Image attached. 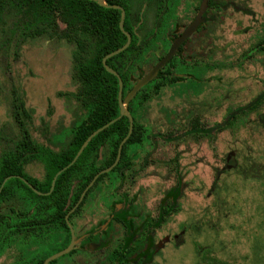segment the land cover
<instances>
[{
  "label": "rangeland",
  "instance_id": "obj_1",
  "mask_svg": "<svg viewBox=\"0 0 264 264\" xmlns=\"http://www.w3.org/2000/svg\"><path fill=\"white\" fill-rule=\"evenodd\" d=\"M216 1L225 5L213 10L196 40L199 56L210 65L208 82L198 95H177L166 87L161 98L152 100L145 124L157 136L156 147L146 142L139 149L137 175L122 189L130 195L140 192L155 211L169 189L183 183L179 209L164 232L177 233L180 224L186 232L168 243L153 264H264V101L210 135L185 134L193 119L212 127L264 91V51L252 50L264 39V0ZM8 57L0 52V127L12 122L10 100L18 88L35 110L36 140L48 144L45 125L54 132L56 121L64 128L52 141L68 138L72 122L85 114L76 99L59 96L76 90L72 46L42 39ZM26 168L33 176L43 175L40 162Z\"/></svg>",
  "mask_w": 264,
  "mask_h": 264
},
{
  "label": "trees",
  "instance_id": "obj_2",
  "mask_svg": "<svg viewBox=\"0 0 264 264\" xmlns=\"http://www.w3.org/2000/svg\"><path fill=\"white\" fill-rule=\"evenodd\" d=\"M105 1L126 9L125 30L133 35L128 48L108 59V64L122 76L125 99L136 82L134 76L136 73L139 75L145 61V39L142 31L134 33L135 24L130 21L132 11L127 0ZM121 14L120 9L105 7L92 0H0V52L5 50L10 59L11 55L18 56L25 45L42 39L59 40L71 45L72 81L76 90L60 92L59 96L69 95L76 99L80 109L88 114L84 123L76 126L66 146L57 151L51 147L47 125L44 134L49 143L42 144L36 140L34 131L38 127L35 125V110L28 105L25 91L22 93L18 88L12 90L13 119L7 124L9 126L0 127V187L7 176L21 175L44 193L38 195L18 177L8 179L0 193V248L19 243L23 249L31 247L32 244L25 243L45 238L49 232L47 225L53 222L66 224L64 203L72 190L73 179L81 178L79 191L83 190L97 171L103 168L87 166L95 149L101 143H108V164H111L119 144L128 134V117H119V80L103 64L105 55L127 41L120 28ZM164 85L165 81L159 80L153 91L158 93ZM148 88H142L131 101V111L135 100L141 103L150 100L152 93ZM116 118L88 142L71 166L58 175L50 192L55 175L73 161L88 136ZM228 122L229 119L213 129H220ZM141 128L135 123L134 132L124 146L123 159L128 160L127 144L141 140ZM36 161L43 165L42 179L27 171L26 167Z\"/></svg>",
  "mask_w": 264,
  "mask_h": 264
},
{
  "label": "flooded vegetation",
  "instance_id": "obj_3",
  "mask_svg": "<svg viewBox=\"0 0 264 264\" xmlns=\"http://www.w3.org/2000/svg\"><path fill=\"white\" fill-rule=\"evenodd\" d=\"M202 2L203 0H127L128 7L132 11L130 21L135 24L134 33L139 34L142 31L141 34L145 39L147 49L145 61L139 70V75L136 73L134 76V80H136L134 85L169 53L175 39L181 36L187 26L197 18ZM224 5V3H219L216 0L207 1L203 14L204 21L201 25L181 43L177 52L142 87H149L148 90L152 93L150 100L144 103L135 100L132 104V111L130 110L129 105L141 88L126 104L133 118L134 126L135 123L142 126L141 140L127 144L128 160L123 159V149L133 134L134 128L122 147L119 160L117 159L121 143L114 161L108 164L110 162V145L104 142L101 143L99 148L95 149L94 154L87 162V166L91 168L103 166L96 174L114 165L110 171L98 176L93 184L89 186L96 176L95 174L81 191H79L81 178L73 179L72 190L64 203L66 224L53 222L47 225L46 228L49 232L45 238L25 243L26 245L32 244L31 247L23 249L20 243L10 247H1L0 264H45L50 256L68 247L73 239L76 244L71 251L50 260L47 264H153L158 257L163 256L168 243L173 240L175 242L184 235L186 228H182L181 224L177 233L174 232L170 235L164 232L169 217L179 209L180 198L184 193L183 183L180 182L178 185L171 187L168 195L163 197L155 211L141 200L140 192L137 191L130 195L122 189L126 181H134L137 175L135 166L139 158V149L146 142H150L153 149L156 147L157 142L155 139L157 136H154L145 124L152 100L161 98L166 87L174 88L177 95L186 92H193L198 95L208 82L205 72L210 68V65L205 62L204 58L199 56L196 49V40L198 35L203 34L208 28L213 10L215 8L221 9ZM141 24L142 28L140 27ZM252 50L264 51V39L260 40ZM145 66H148V69H145ZM174 78L176 79L173 80ZM162 79L165 81V85L158 93H155L153 91L154 86ZM263 101L264 91L249 103L230 111L224 120L229 119L226 125L238 115L257 108ZM84 113V117L78 121L75 119L72 122L73 127H71V134L68 135V138L63 141L56 140V143L55 141L51 142L53 149L58 151L61 147L66 146L70 137L76 131V126L84 123L88 116L86 112ZM52 116L53 113L49 112V119H53ZM124 116L126 115L121 116V113L119 115V117ZM118 118L112 121L114 122ZM218 124L220 123L216 125ZM54 125L58 127L54 132H51V129L47 126L48 136L51 140L53 135L59 136L60 131L64 128V123L58 121ZM216 125L204 127L200 125L199 118H195L185 134L203 133L204 135H210L215 130L223 129V127L213 129ZM158 135H161V133ZM167 138L172 140L170 135ZM151 155L152 152L145 155L139 167L141 170L146 166ZM230 158L228 157L227 161ZM173 160L177 161L178 159L176 157ZM102 175L104 176L100 178ZM43 176L44 171L41 177H35L42 179ZM106 186L109 188L114 187L115 190L108 192V190H105ZM36 193L43 195L44 192L39 191ZM36 203H38L37 200Z\"/></svg>",
  "mask_w": 264,
  "mask_h": 264
},
{
  "label": "water",
  "instance_id": "obj_4",
  "mask_svg": "<svg viewBox=\"0 0 264 264\" xmlns=\"http://www.w3.org/2000/svg\"><path fill=\"white\" fill-rule=\"evenodd\" d=\"M92 1H97L100 5L102 6H105V7H113V8H117V9H120L122 14H121V20H120V28L122 29V31L125 33V35L127 36V41L126 43L108 53L107 55L104 56L103 58V64L105 66V68L107 69V71H109L110 73L114 74L118 80H119V95H118V99H119V105H120V108H121V116L123 115H126L129 117L130 119V128H129V133L128 135L123 139V141L121 142L120 144V147H119V153H118V159L120 158L121 156V151H122V147L124 145V143L127 141L128 137L132 134L133 132V128H134V124H133V118L131 116V114L129 113V110L128 108L126 107V104L134 97V95L147 83L149 82L160 70V68L166 64L168 62V60L177 52L179 46L181 45V43L186 39L188 38L200 25L201 23L204 21V17H203V14H204V11L206 9V5H207V1L208 0H203L201 6H200V12L197 16V18L187 26L186 30L183 32V34L181 36H179L178 38L175 39L169 53L155 66L153 67L150 72L145 75L143 78L139 79L137 81V83L133 86V88L130 90V92L128 93L127 97L125 99H123V86H124V83H123V79L120 75V73L118 71H116L114 68H112L109 64H108V59L112 56H115L119 53H121L122 51H124L126 48L129 47V45L131 44V41H132V35L130 32H128L127 30H125V18H126V10L124 9V7L122 5H117V4H108L105 0H92ZM111 122H108L106 123L104 126L100 127L99 129H97L96 131H94L88 138L87 140L83 143V145L81 146L80 150L78 151L76 157L73 159V161L67 165L66 167L62 168L60 171H58V173L55 175L54 179H53V182H52V186H51V191H53L54 189V186H55V182H56V179L58 177V175L63 172L64 170H66L69 166H71L77 159L78 157L80 156V154L83 152L84 148L86 147V145L88 144V142L92 139L93 136H95L96 134H98L100 131L104 130L105 128H107L111 123ZM114 166V165H113ZM113 166H110L102 171H100L98 174H96V176L94 177L93 181L90 183L89 186H91V184H93V182L97 179L98 176H100L101 174L105 173V172H108L110 171ZM12 177H18L22 180H24L34 191L36 192H39L27 179H25L23 176L21 175H10V176H7L2 184H1V187H0V193L5 185V183L8 181V179L12 178ZM88 186V188H89ZM76 244V241L73 239L72 242L70 243V245L68 247H66L65 249L53 254L52 256H50L45 264H47L50 260L52 259H55L69 251H71L74 247V245Z\"/></svg>",
  "mask_w": 264,
  "mask_h": 264
}]
</instances>
